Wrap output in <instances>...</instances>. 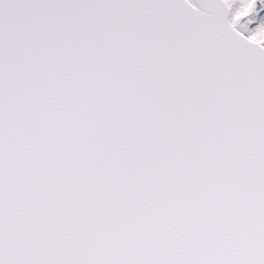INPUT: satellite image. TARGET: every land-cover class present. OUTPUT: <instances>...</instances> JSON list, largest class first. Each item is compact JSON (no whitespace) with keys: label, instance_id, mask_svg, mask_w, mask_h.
I'll return each mask as SVG.
<instances>
[{"label":"snow or ice","instance_id":"1","mask_svg":"<svg viewBox=\"0 0 264 264\" xmlns=\"http://www.w3.org/2000/svg\"><path fill=\"white\" fill-rule=\"evenodd\" d=\"M0 264H264V0H0Z\"/></svg>","mask_w":264,"mask_h":264}]
</instances>
